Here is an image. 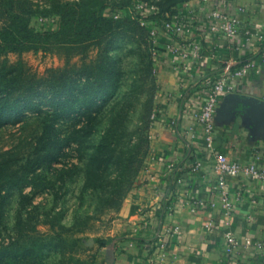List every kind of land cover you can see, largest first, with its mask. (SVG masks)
<instances>
[{
    "label": "rangeland",
    "instance_id": "rangeland-1",
    "mask_svg": "<svg viewBox=\"0 0 264 264\" xmlns=\"http://www.w3.org/2000/svg\"><path fill=\"white\" fill-rule=\"evenodd\" d=\"M33 1L50 8L74 0ZM91 1L116 20L110 31H92L87 45L46 44L20 55L39 74L74 67L57 115L44 107L0 125V163L20 176L1 192L0 264H99L107 243L123 237L127 210L145 196L158 93L153 43L128 13L133 0Z\"/></svg>",
    "mask_w": 264,
    "mask_h": 264
},
{
    "label": "crops",
    "instance_id": "crops-1",
    "mask_svg": "<svg viewBox=\"0 0 264 264\" xmlns=\"http://www.w3.org/2000/svg\"><path fill=\"white\" fill-rule=\"evenodd\" d=\"M188 2L186 13L194 19L192 32L171 42L196 38L202 56L174 57L164 47L165 37H159L158 115L150 125L151 157L142 185L146 193L132 211L127 210L123 237L107 243L99 264H222L227 255L231 264H264V180L229 179L232 209L226 215L223 194L213 188V156L201 139L200 125L186 112L189 102H185L189 93L210 78L243 62L253 63L247 74L231 80L230 93L239 99L226 100L230 93L220 97L214 139L217 150L239 163L255 162L258 156L264 165V0H213L219 10L239 22L238 31L228 37L206 30L211 8L198 0ZM246 29L262 37L248 35ZM199 159L202 165L195 169ZM201 198L213 200L215 206H196L195 200ZM140 205L144 207L138 209ZM226 234L238 240L230 253ZM138 239L164 240L169 256L160 260L156 251L145 256Z\"/></svg>",
    "mask_w": 264,
    "mask_h": 264
},
{
    "label": "trees",
    "instance_id": "trees-1",
    "mask_svg": "<svg viewBox=\"0 0 264 264\" xmlns=\"http://www.w3.org/2000/svg\"><path fill=\"white\" fill-rule=\"evenodd\" d=\"M184 3L183 1L169 5L156 3L158 11L155 19L158 21L164 19L166 13L179 14L178 9ZM94 5L91 0H74L62 4L53 2L50 8H47L33 0H0V125L28 110L39 113L44 107H49L57 115L58 96H63L64 93L68 96L69 81L66 79L69 80L74 65L63 69L49 68L39 74L30 70L20 55L30 49L44 50L46 44L70 47L82 45L92 31L95 33L110 31L116 20L107 16L109 12L100 13L101 4L98 7H93ZM47 20L50 23H58V28L48 29ZM134 22L149 35V27L140 25L135 19ZM9 52L17 54L14 62L7 58ZM152 64L155 67L153 60ZM62 89L66 91L61 92ZM188 95L186 103L190 102ZM152 114L158 115L157 106L151 113L149 128L156 120ZM41 138L42 135H39L38 140ZM19 179L20 176H17L15 171L7 170V165L0 163V197L4 187L14 184ZM137 241V246L140 242L144 244L140 249L145 256L150 257L157 250L156 244L159 239Z\"/></svg>",
    "mask_w": 264,
    "mask_h": 264
},
{
    "label": "built area",
    "instance_id": "built-area-1",
    "mask_svg": "<svg viewBox=\"0 0 264 264\" xmlns=\"http://www.w3.org/2000/svg\"><path fill=\"white\" fill-rule=\"evenodd\" d=\"M198 2L202 3L205 8H211L209 11L210 21L205 25L206 30L213 34L224 35L226 37L238 31V20L219 10L214 5L213 0H198ZM189 6V2H185L184 5L178 9L179 14L166 13L165 18L158 21L155 19L158 8L154 1L133 0L128 5L127 8L129 15L140 25L150 28L149 36L153 43L151 55L152 60L155 63V71L157 70L158 62L162 57V50L159 45L160 36L165 37L166 43L164 47L172 56H179L183 59H187V57H194L195 59L201 58V46L196 38L184 40L181 44L171 42L174 37L181 38L185 34L192 32L194 19L193 16H189L186 13ZM119 16H121L119 11L113 14L114 18H118ZM245 33L248 35L254 34L258 38L262 37L258 32H251L248 29H246ZM252 67L253 63L248 61L243 62L228 73L216 76L215 78H210L203 87H196V89H194L195 91L188 97L190 102L186 112L197 122L198 125H200L201 139L205 148L213 156L212 167L215 173V183L213 188L215 191H219L223 194V207L226 215L229 214L232 209V205L228 199L229 179L244 176L254 180H264V165L261 164V159L258 156L255 157V162L239 163L227 156L224 152L217 150L214 139V115L220 97L232 92L233 84L231 80L233 77L244 76ZM180 87L182 90L185 89L182 85ZM152 117L156 119L155 114H152ZM201 165L202 161L199 159L195 162L194 168L199 169ZM195 205L198 207H214L215 202L209 198H201L195 200ZM206 226L210 227V223ZM246 242L249 243V239H246ZM156 245L158 258L160 260L167 258L169 255L165 249L164 240L159 239V242ZM237 246L238 240L232 234H226L227 252H232ZM231 261V256L227 255L222 264H231Z\"/></svg>",
    "mask_w": 264,
    "mask_h": 264
},
{
    "label": "water",
    "instance_id": "water-1",
    "mask_svg": "<svg viewBox=\"0 0 264 264\" xmlns=\"http://www.w3.org/2000/svg\"><path fill=\"white\" fill-rule=\"evenodd\" d=\"M234 98L239 99L235 94H231V93H230V94L227 95L226 100L229 101V100H232V99H234Z\"/></svg>",
    "mask_w": 264,
    "mask_h": 264
}]
</instances>
